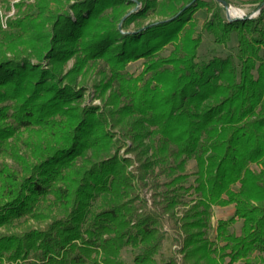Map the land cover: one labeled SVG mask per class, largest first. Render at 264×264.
<instances>
[{"label": "trees", "instance_id": "16d2710c", "mask_svg": "<svg viewBox=\"0 0 264 264\" xmlns=\"http://www.w3.org/2000/svg\"><path fill=\"white\" fill-rule=\"evenodd\" d=\"M263 2L258 16L228 20L209 0H35L10 19L0 29V264H125L128 245L134 264H264ZM201 6L213 9L203 27L216 41L236 34L235 55L200 58ZM139 56L143 70L129 76ZM100 59L111 71L104 107L82 105L78 75ZM231 203L212 240V205ZM163 218L181 262L162 255ZM30 219L46 223L17 228Z\"/></svg>", "mask_w": 264, "mask_h": 264}, {"label": "rangeland", "instance_id": "374dc122", "mask_svg": "<svg viewBox=\"0 0 264 264\" xmlns=\"http://www.w3.org/2000/svg\"><path fill=\"white\" fill-rule=\"evenodd\" d=\"M20 0H0V29H8V22L10 19L17 17L22 11L26 10L27 4L35 2V0H23L24 3L21 6H18V2ZM74 1V0H70ZM211 1V4L213 9H218L220 13L227 17V8L218 0H209ZM232 8H234L237 12L234 13L233 10H231V16L234 17L237 15H241L243 17L246 16H258L260 13V3L261 0H230L229 1ZM264 5V2L262 3ZM142 7V3L137 6V4L132 5L129 7V12L136 11L139 8ZM213 9H209L207 6H201L197 8L193 12V16L196 18V31L201 35V43L199 46V55L200 58H210L212 56H227V55H235L238 49V40L235 33L232 34L231 39L228 41V43L223 44L218 41H216L214 34L205 29L203 27L204 22L209 19L212 16ZM127 15V14H126ZM125 14L122 16L125 17ZM72 17H76L72 13ZM158 15H150L149 17L143 19H138L137 21H132L127 28L130 30H133L138 25H143L149 21H152L154 19H158ZM232 19V20H233ZM229 20V19H228ZM121 21L118 23L119 26L121 25ZM172 49V45L168 44L164 49L161 50L162 54H168L169 51ZM10 54V52H8ZM31 62L33 64H38L41 62L42 67L46 68L49 67V61L46 58H43L42 60H38L37 58L31 59ZM74 65V57H70L64 67V71L66 72L69 68H71ZM144 68V57L139 56L137 58H134L127 62L124 71H127V74L129 76H137L139 75ZM110 69L109 66L103 61L99 60L96 64L86 69L85 74L78 75L79 87L82 88L83 91V97H82V105H95L100 106L101 108L104 107V102L99 94V84L100 82H104L107 80V78L110 75ZM116 86V85H114ZM107 94L110 92V89H107ZM127 145H131V139H127ZM127 145L121 147L120 153L127 157H132L133 160L135 159V153L134 151H128ZM134 165H138V161L134 160ZM251 166L255 169H259L260 166L258 164L252 163ZM132 165L130 166V168ZM196 170H197V163L194 158L188 159L186 162V172L189 173L188 181L186 182L187 185L189 184H195V178H196ZM237 184L233 185V187L236 189ZM153 192L154 187L152 183H149L147 186L141 189V196L144 197L148 203L151 205L153 204ZM195 196V193H189L186 195V199H191ZM184 209L183 205H180L178 207L179 212ZM234 212V203L227 204V205H218L213 204L211 207V215H210V221L209 226L207 229V235L212 239L215 240L217 236V221L221 218H228L230 215H232ZM164 220V229L167 231L166 237L163 240L162 244V255L164 257H168L171 255H175L177 260L181 262L182 260V253L179 252L180 248V240L179 235L177 231L175 230V227L172 225L170 221H168L166 218H163ZM34 223L35 225H44L46 223V220L41 221H35L33 219H30L29 221L20 224L17 226L18 229L25 227L26 225ZM241 224L242 220L238 219L233 225L230 226V229L235 230L237 233H240L241 231ZM138 249H134L132 246H125L123 247L121 251V258L125 262V264H134V257L135 254L138 252ZM255 254V253H254ZM257 254V253H256ZM160 255L157 254V257ZM226 260H228V257H226ZM234 264H244V261L242 259H239L234 262Z\"/></svg>", "mask_w": 264, "mask_h": 264}, {"label": "water", "instance_id": "95a60500", "mask_svg": "<svg viewBox=\"0 0 264 264\" xmlns=\"http://www.w3.org/2000/svg\"><path fill=\"white\" fill-rule=\"evenodd\" d=\"M218 1L221 2L227 8V17H228L229 20H232L233 17L231 16V12L230 11L233 10L234 13H236L237 11L234 8H232V6H231V4H230V2L228 0H218ZM139 4H140V2L137 1V6ZM190 4H191V2L186 4L185 7L189 6ZM242 17L243 16H241V15H237L234 18H242ZM246 17H250V16H246Z\"/></svg>", "mask_w": 264, "mask_h": 264}]
</instances>
